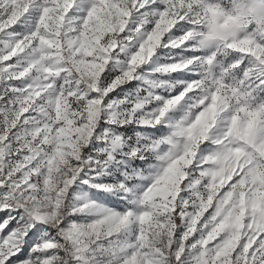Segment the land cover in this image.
Listing matches in <instances>:
<instances>
[{
	"label": "snow or ice",
	"instance_id": "1",
	"mask_svg": "<svg viewBox=\"0 0 264 264\" xmlns=\"http://www.w3.org/2000/svg\"><path fill=\"white\" fill-rule=\"evenodd\" d=\"M100 20L91 55L76 53ZM126 125L166 134L133 141ZM242 136L264 140V0H0V264H264V230L246 217L218 255L228 232L210 239L212 209L196 219L190 202L199 160ZM190 147L179 190L161 192Z\"/></svg>",
	"mask_w": 264,
	"mask_h": 264
},
{
	"label": "rangeland",
	"instance_id": "2",
	"mask_svg": "<svg viewBox=\"0 0 264 264\" xmlns=\"http://www.w3.org/2000/svg\"><path fill=\"white\" fill-rule=\"evenodd\" d=\"M108 28L109 24L104 20H100L95 27L82 36L76 53L82 52L84 56L91 55L90 48L92 44L98 43L96 34ZM77 63L78 71H83L85 74L95 72L98 68L94 60H86L83 57ZM145 71H147L146 67ZM174 78L183 79L182 77H175V75ZM136 83L138 81H133L131 86L134 87ZM128 87H125V91L128 90ZM123 96L124 92H120V97ZM116 100L118 101L119 97ZM210 118V114H201L198 117H193L190 132L193 145H196L197 137L201 140L203 139V134L207 131L204 126ZM233 119L242 120L246 129L254 117L246 113L242 107L239 116H234ZM101 123H104V121L101 120ZM157 127L165 128V125H157ZM119 131L133 141L137 137H160L166 134V132H155L151 129L139 128L136 125H126L124 128H120ZM64 135L70 138L71 131H66ZM240 141L230 147L229 154L220 162H217L211 154H205L197 164L198 179L188 186L193 189L190 197L194 196L196 198L190 202L198 206L196 219L203 216L209 209H212L208 224L215 223V229L210 239H215L216 235L224 231L228 232L225 243L218 255L225 254L239 243L242 230H245L246 217L249 218V228L255 226L264 230V189L260 188L256 183L257 181L264 183V179L260 176V172L264 171V168L260 167L259 160L254 159L252 155L254 151L257 156L264 155V152L261 151V145H264V140H261L255 148L245 143L246 137L244 136L240 137ZM195 158L196 148L190 147L186 153L182 152L178 157L172 159L160 178L159 190L161 192H170L173 189L178 191L180 181L184 179L185 175L189 174L184 172L183 168H186ZM147 160L148 165L159 163L150 155L147 156ZM132 167L142 168L147 174L148 167L145 166L143 161L133 163ZM205 177L207 178V183L201 186L200 182ZM113 199L117 198L113 197ZM173 199H175L174 194ZM104 203H107V201ZM112 206L114 207V205ZM256 235H259V233L257 232ZM252 239L254 240L255 236Z\"/></svg>",
	"mask_w": 264,
	"mask_h": 264
}]
</instances>
